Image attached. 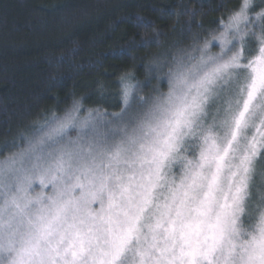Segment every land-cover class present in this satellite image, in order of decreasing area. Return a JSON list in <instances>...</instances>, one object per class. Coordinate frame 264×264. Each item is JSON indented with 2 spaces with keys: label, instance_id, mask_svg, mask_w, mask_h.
<instances>
[{
  "label": "snow or ice",
  "instance_id": "obj_1",
  "mask_svg": "<svg viewBox=\"0 0 264 264\" xmlns=\"http://www.w3.org/2000/svg\"><path fill=\"white\" fill-rule=\"evenodd\" d=\"M198 28L150 93L125 75L119 111L73 100L5 145L0 264H264V0Z\"/></svg>",
  "mask_w": 264,
  "mask_h": 264
},
{
  "label": "trees",
  "instance_id": "obj_2",
  "mask_svg": "<svg viewBox=\"0 0 264 264\" xmlns=\"http://www.w3.org/2000/svg\"><path fill=\"white\" fill-rule=\"evenodd\" d=\"M236 3L0 0V153L73 100L85 109L119 111L125 75L150 93L154 61L165 48L190 42L198 26L209 28ZM256 167L264 181V161Z\"/></svg>",
  "mask_w": 264,
  "mask_h": 264
},
{
  "label": "rangeland",
  "instance_id": "obj_3",
  "mask_svg": "<svg viewBox=\"0 0 264 264\" xmlns=\"http://www.w3.org/2000/svg\"><path fill=\"white\" fill-rule=\"evenodd\" d=\"M257 3H260V0H257ZM257 168V167H256ZM256 178L257 184L253 187V193L254 194H259V191L262 187H264V181H263V173L259 172L256 169L254 179Z\"/></svg>",
  "mask_w": 264,
  "mask_h": 264
}]
</instances>
